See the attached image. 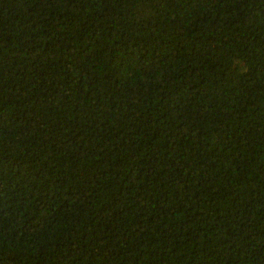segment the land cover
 <instances>
[{"label":"trees","instance_id":"1","mask_svg":"<svg viewBox=\"0 0 264 264\" xmlns=\"http://www.w3.org/2000/svg\"><path fill=\"white\" fill-rule=\"evenodd\" d=\"M0 264H264V0H0Z\"/></svg>","mask_w":264,"mask_h":264}]
</instances>
